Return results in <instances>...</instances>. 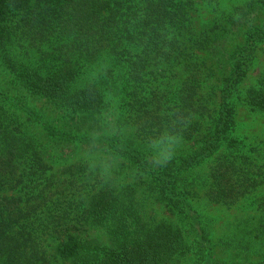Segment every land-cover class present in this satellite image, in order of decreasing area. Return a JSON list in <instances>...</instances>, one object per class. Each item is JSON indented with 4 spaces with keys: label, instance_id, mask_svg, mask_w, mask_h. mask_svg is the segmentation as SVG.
Listing matches in <instances>:
<instances>
[{
    "label": "trees",
    "instance_id": "trees-1",
    "mask_svg": "<svg viewBox=\"0 0 264 264\" xmlns=\"http://www.w3.org/2000/svg\"><path fill=\"white\" fill-rule=\"evenodd\" d=\"M260 58L264 0H0V264H215L203 196L245 200L264 241V134L241 135L237 111L264 117V67L242 86ZM37 97L78 120L45 135ZM113 113L106 152L134 181L72 160L103 141L85 118Z\"/></svg>",
    "mask_w": 264,
    "mask_h": 264
},
{
    "label": "rangeland",
    "instance_id": "rangeland-1",
    "mask_svg": "<svg viewBox=\"0 0 264 264\" xmlns=\"http://www.w3.org/2000/svg\"><path fill=\"white\" fill-rule=\"evenodd\" d=\"M243 1L245 0H222L223 5L226 6L227 9L234 4H239ZM214 16L215 13L211 11L210 7H202L199 16L196 18V24L199 26L210 23ZM263 67L264 58H260L257 66L243 83L242 86L244 89H247L256 83L258 72L262 70ZM29 107H31L30 111H36L37 114L39 113L41 120H36V123H38L39 130L45 135H49L48 130L46 129V123H54L60 127V125H64L63 122L65 120H67L70 125L72 121L75 122V120H78V117L71 116V114L65 112L66 110L48 102L42 97L30 99ZM117 111H121L120 108L117 109ZM237 111H239V133L241 135H259L260 137H263L264 117L258 113L252 112V109L243 104L238 107ZM114 114L115 113L111 116V119L107 117V120L100 122V124H96V121L92 118H85L86 125L82 128V132L87 133L88 130L92 128L91 124L93 123L95 126H98V132L100 133L99 136L102 137L103 141H99L95 145L94 142H91V144H79L76 151L73 152L74 157L72 160L74 161L80 157L93 158L99 165L100 170L102 169L107 174L111 173V175L118 180L132 181L133 175L127 170H120V163L118 160L110 155L109 152H106L107 142L105 141V136H112L116 131L115 121L117 114L116 116ZM124 132L129 135L131 132L130 127H127ZM91 147L95 150L91 151ZM96 167L98 168L97 165ZM196 204L198 210L205 215L206 218L211 220V226L213 229L212 246L215 264H257L263 260L264 241L255 238V231L251 232L252 228L245 223L249 218L260 213L249 207L245 200L236 205L227 206L220 203H211L203 196L197 200ZM144 208L149 210L147 213L152 217L166 218L169 214L168 209L154 199H152L148 205L146 204ZM174 264L195 263L191 258H181L180 260L175 261Z\"/></svg>",
    "mask_w": 264,
    "mask_h": 264
}]
</instances>
